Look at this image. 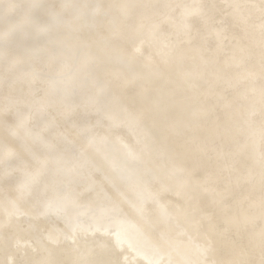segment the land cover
Returning <instances> with one entry per match:
<instances>
[{"label": "bare ground", "instance_id": "1", "mask_svg": "<svg viewBox=\"0 0 264 264\" xmlns=\"http://www.w3.org/2000/svg\"><path fill=\"white\" fill-rule=\"evenodd\" d=\"M0 264H264V0H0Z\"/></svg>", "mask_w": 264, "mask_h": 264}]
</instances>
